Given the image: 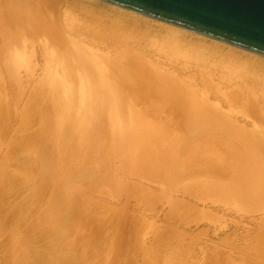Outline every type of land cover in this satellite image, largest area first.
<instances>
[{
  "label": "rangeland",
  "instance_id": "obj_1",
  "mask_svg": "<svg viewBox=\"0 0 264 264\" xmlns=\"http://www.w3.org/2000/svg\"><path fill=\"white\" fill-rule=\"evenodd\" d=\"M52 2L55 3V9H57L59 17L57 19H59L62 35L70 43L92 50V56L98 60H101L103 56L108 59L111 56L114 58L120 56L122 58L118 59L121 61L117 59L120 61L118 62L115 58V62L121 66L126 61V55L120 53L119 56H116L113 53L114 49L110 47V43L121 40L119 48H124L121 45L124 44L125 48L138 52L141 57L142 55L144 58L146 57V61L154 69L169 73L174 77L177 76L186 84L193 86L196 84L195 87H192L200 99L202 98L201 89L205 91V88L202 87L210 83L209 87H213V89L217 87L219 90L217 98L207 99L209 104L219 108L226 116L229 115L236 126L242 128L249 135L253 136L256 132L264 138V126L258 128L259 124L254 122L255 120L253 121L246 109L249 103L247 95L250 92H253L249 94L251 95L249 97L254 98V102H264V88L245 89L244 78L241 77V74H235L236 69L240 70V67L245 66L237 63L236 58L242 59L244 56L242 60L246 59L245 63L249 64L257 61L259 57L256 56V59L255 55L235 50V48L189 32L179 29L178 32L176 28L112 6L102 5L96 0H52ZM135 19H140L137 21H140L142 25H147L135 26L138 28L135 29L134 26L124 24L127 20ZM141 20L144 21L141 22ZM90 21L91 23H88ZM97 21L99 25L95 23ZM93 22L95 25H92ZM96 25L98 27H95ZM163 25L164 27H162ZM171 28L173 29L171 30ZM117 29H119L118 31L122 30L123 35L116 32ZM158 29H162L161 31L164 32L168 29V32H175V34L181 33L188 44L207 47L208 51H211L213 49L211 47L215 46L214 48L218 52L222 51L221 53L226 56V59L224 60L222 56L220 61H210L208 65L204 66L202 63L190 61L189 58L180 55L177 53V49L164 51L162 50L164 45L159 38L163 37L164 32H160ZM144 30L148 31L144 32L145 35ZM94 31L97 36L93 33ZM124 31L127 35L124 34ZM137 33H139L138 36ZM105 34L109 38L105 37ZM143 38L148 42L146 45L141 42ZM40 47L25 41L17 49L0 51V109L2 110H0V194L3 193L5 185L11 179V187L8 186L10 191L8 194L5 193L6 202H2L0 198V264H15L18 259L17 255L22 257L23 253H27L26 255L31 259L34 255L32 253L29 255V250L34 252V246L39 244V240L33 241V239H40L43 234L52 231L55 227L52 221L60 222V220L66 219L68 213L75 212L78 202L84 203V212L83 216L79 215V218L82 217L77 219L78 222L75 223L70 236L66 238L69 239L68 244L64 243V236L54 238V235L50 234L49 238L52 237L53 248L44 247L41 249V255L46 253L45 251L57 253L55 258L58 261L56 260L55 264H264V212L258 211L257 207L253 205L254 203L247 202L242 196H237L239 200L232 202L227 200L224 197L225 194L221 192L222 188L227 187L232 190L234 174L230 170L228 151L227 154H223L225 153L223 151L222 153L218 152V150L211 154L210 151L205 153L207 158L215 156L209 160L210 165L207 166L211 172H194L192 174L194 167L189 166L186 170L188 173L189 171L192 173L184 179L177 181L173 175L163 177L161 174L169 166V157L174 156L175 152L173 145L170 144V136H163L164 138H161L157 146L146 150L151 155H148L150 158L147 161L139 159L138 155L145 153L146 148H131L129 142L133 136L123 127L122 116L118 113L119 108L111 105L105 113H99L103 99L105 100L111 92L110 87L99 81L89 84L80 72L73 74L74 78L71 83L62 82L61 79H64V76L61 68L52 64V61L48 63V56H51L50 53L53 51L45 54L44 49ZM141 47L142 49H140ZM186 49L193 48L187 47ZM229 50L230 52H228ZM233 51L237 56L232 53ZM220 52L219 54H221ZM233 56L235 58H232ZM262 60L264 61V59ZM228 69L233 70L234 74H227ZM202 74L205 77H201ZM222 75L225 77L224 79ZM206 78H208V83ZM57 80L62 85L59 88L53 86ZM202 80L206 81L201 82ZM192 82L194 83L192 84ZM234 88L241 89L245 95L247 94V97L240 95L238 102L231 103L236 107L232 106L231 110V104L228 107L222 101L228 96V90ZM53 89L60 91L61 104L58 106L53 105L54 103L51 101L50 93ZM261 94L262 96H260ZM241 101L245 104L243 105ZM129 105L136 110L142 108L138 104ZM41 138L42 140H39ZM71 138L76 140L73 147L76 153L75 156L64 162L65 151ZM37 142L39 143L37 144ZM219 144L218 149L223 145V142ZM104 145L106 146L105 151L102 150ZM149 145L147 144L146 147ZM153 153L154 155H152ZM197 154L196 151L192 152L188 160L196 159ZM103 157L109 161L107 166L109 171L105 169L107 173L102 170L100 165ZM123 159L128 160L126 165L122 162ZM84 163H87L89 169L85 172L84 177L67 186L68 190L65 188L63 190V186L62 188L60 186L65 182L64 179L70 175L69 168H76ZM56 169L58 170L54 171ZM219 169L222 170V173L219 172L216 176L211 175L212 171H219ZM48 171L56 172L54 180L45 176ZM58 187L63 192L51 195V191ZM55 200L57 203L52 204V201ZM6 203H11L12 208L9 207L10 204L8 206ZM50 204H52V208L55 206L59 208L57 214L49 213ZM16 207L19 215L14 217L12 222V214ZM92 213L100 219V222H96L97 224L89 222L91 219L89 215L93 216ZM38 217L45 219L39 220ZM102 223L106 225L104 232L106 239L100 243L101 235L96 231L101 230ZM130 225L133 227L131 228ZM62 226L60 229H63ZM51 227L52 229H50ZM59 231L62 232V230ZM79 235L81 236L79 237ZM29 241L31 242L29 243ZM95 244L101 245L95 246ZM70 245L73 247L71 248ZM60 246L63 247V251ZM12 255L15 256L16 261L14 257L11 258ZM41 255L39 254L40 257ZM8 257L10 260L5 261ZM12 260L13 263H11Z\"/></svg>",
  "mask_w": 264,
  "mask_h": 264
},
{
  "label": "bare ground",
  "instance_id": "obj_2",
  "mask_svg": "<svg viewBox=\"0 0 264 264\" xmlns=\"http://www.w3.org/2000/svg\"><path fill=\"white\" fill-rule=\"evenodd\" d=\"M96 2L97 3L100 2L102 5L105 4V5L110 6V7L112 6L113 8L115 7L116 9H121V10H124L126 12L136 14V16L139 15V16H142L144 18H147V19H150V20H153L156 22H160L162 24L176 28L177 30L179 29L181 31H185V32L195 34L197 36H201L202 38H206L208 40H211V41H214V42H217L220 44H224V45L229 46L231 48H235V50L238 49L242 52H246L248 54L255 55L256 59H257V57L264 59V55L259 54L257 52H254V51L242 48V47L235 46L233 44L222 41L220 39H216V38H213V37L208 36V35L200 34V33L182 28L180 26H177V25H174V24L162 21V20H158V19L146 16L144 14H141V13H138L136 11L130 10L128 8H125V7L119 6L117 4L108 2L106 0H96ZM55 8H56L55 3H53L52 0H0V51H4L6 49H13V50L15 48L17 49L22 45V43L27 41L33 46H41L40 48L44 49L45 54H48L51 51H53L50 53L51 56L47 55L48 59H49L48 63H50V61H52V64H55L56 66H59L61 68L63 76H64V79H61L62 82H66V84H67V82L71 83V81L74 78L73 74L75 72H80L88 80L89 84L99 81L102 84H105L106 86L110 87L111 92H110L109 96L105 95L106 98H105V100L103 99V102L100 105V109H99L100 112L99 113H102V114L105 113V111L111 105H115L116 107L119 108L118 113H120V115L122 116V119H121L122 125L126 129V131H128L133 136V139H130V142H129L131 145V148L132 149L134 147L137 149L138 148L140 149L142 147L146 148L144 150L145 153H140V155H138L139 159H141L142 161H147L148 158H150L149 156H151V155H149L148 151H146V150L148 148L152 149L153 147L157 146L159 144V141H161V138L163 136H167V137L170 136V139H171L170 144L173 145V150L175 152H174V156L172 155V157H169L170 158V161H168V162H170L169 166L168 167L166 166L167 169L164 170L161 174L163 177H166V176L170 177L173 175V177L177 181L184 179L188 175H191V173H192V172L190 173V171L188 173V171L186 170L187 168H189V166L194 167V169H193L194 171L192 174H194V172L195 173L211 172V169H209L207 166L210 165L209 160H212L213 158H215V156L213 155L210 158H207L205 156V153L207 151H210V154H211L214 151L218 150V152L222 153V151H223V152H225L223 154H227V151H228L229 153L227 154V156L228 155L230 156V157H228V160L230 161V165H231L230 170L233 172L234 178L232 181V190H230L229 187L222 188V191H221L222 194H225L224 197L227 200L232 201V202L239 200V198L237 196H242L247 202L254 203L253 205L257 207L256 209H258V211L264 212V138L259 136L256 132H255V135H253L254 137L249 135L242 128L237 127L236 124L230 119L229 115L226 116V114L225 113L223 114L221 112V110H219V108H216L215 106L209 104L207 99H209L210 97L217 98L219 89L217 90V87H216V89H213V87H209L210 83H208V80H207L208 78H206L207 81L205 80L208 83V84L206 83L208 86L204 85L202 87V88H205V91H202V89H201L200 94H202V98L200 99L197 97V94L195 92L196 90L193 89V87H195L196 84L194 86L190 85V84H186L185 82H183L182 80L177 78V76L174 77L173 75H169V73H165L163 71H158L157 69H154L152 67V65L146 61V57L144 58L143 55L141 57L138 54V52H135L134 50L129 49L127 47L125 48L124 44H121V45H123L124 48H119V47H121L119 44L120 42H122L121 40H120V42L114 41L112 44L110 43V47L112 49H114L113 50L114 55L119 56L120 53L126 55V61L123 65L119 66L117 64V62H115L116 57L114 58L113 56H111L109 59L105 58L103 56V58L101 60H98L95 56H92V50L84 49L83 46H80L78 44H72V43H70V41L67 38H65L62 35V29H61V26L58 22L59 19H57V17H58V14L56 12L57 9H55ZM84 13H88V12H84ZM127 18H128V15H127ZM105 19H107V18H105ZM137 20H140V19H137ZM137 20L136 19L135 20H127L124 24L127 26L129 24V25H131V27L132 26L138 27V26L147 25V24L142 25V23H140V21H137ZM98 21L95 23L97 24ZM143 21L141 20V22H143ZM88 23H91V21ZM144 23H146V22H144ZM119 24H122V23H119ZM92 25H95L94 22ZM97 25H99V23ZM97 25L95 27H98ZM162 27H164V25ZM114 28H112V29H114ZM173 28H171V30ZM135 29H138V28L135 27ZM118 30L119 29H117L115 31L122 34L121 33L122 30L121 31H118ZM130 30H132V29H130ZM158 30L160 32H164L165 28H164V31H161L162 29H158ZM167 30H166V32H164V35H162L163 37H159L161 40V43L164 45L163 49H162L164 51H173V50L177 49L176 51H178L177 53H179L180 55L182 54L184 57L189 58L190 61L202 63V65H204V66L208 65L210 61L211 62H215L217 60L220 61V58L222 56H223L224 60L226 59L225 58L226 56H224L221 53L222 51L221 52L219 51L221 53V54H219L218 50H216V48H214L215 46L211 47V48H213L211 51H208V50H206L207 47H203V46H199V45L195 46V45L188 44L184 40V37L181 33L176 32L177 34H175V32L174 33L170 32V31L168 32ZM179 30H178V32H179ZM73 31H75V30H73ZM129 31H127V32H129ZM146 31L144 30L143 33ZM93 33L96 34L95 31ZM108 34H109V32H108ZM124 34H126V31H124ZM131 34H133V33H131ZM138 35H139V33H137V36ZM144 35H145V33H144ZM96 36H97V34H96ZM104 36L106 37L107 35L105 34ZM143 37L146 38V36H143ZM137 38L139 39V37H137ZM144 38H143V41H141V42L146 45L148 42H146V39L144 40ZM71 39H73V38H71ZM124 39H125V37H124ZM136 40L134 41L135 43H136ZM141 42H139V43H141ZM78 43H79V41H78ZM152 44H153V42H152ZM138 46H140V45H138ZM187 47H191L193 49H186ZM209 48L210 47H208V49ZM140 49H142V47ZM183 50H186V51L182 52ZM228 52H230V50ZM225 53H227V52H225ZM232 53H234V51ZM228 54H230V53H228ZM228 54H226V55L228 56ZM234 54H236V53H234ZM171 56H172V54H171ZM236 56H237V54H236ZM119 57H117L116 60ZM120 58H122V57H120ZM232 58H235V57L233 56ZM243 58H244V56L242 57V59ZM259 58L257 59V61H253V63H249V64L245 63L246 59L245 60H242L239 58L235 59L236 61H238L237 63L245 65L244 66L245 68L242 66L243 68L240 67V70L236 69V71H235V74H241V77L244 78L243 84H244L245 89L250 88V87L251 88H259V87L264 88V61L262 59H259ZM253 59H254V57H253ZM118 60H120V59H118ZM120 61H118V62H120ZM247 61L249 62L248 59H247ZM11 69H13V68H11ZM228 70L229 71H227V74H229V75L231 73L234 74L233 70H231V69H228ZM186 71H188V70H186ZM171 73H173V72H171ZM207 75H209V74H207ZM201 77H205V76H203V74H202ZM224 78L225 77L223 76V79ZM203 79H205V78H203ZM205 81L202 80L201 82H205ZM69 83H68V85H69ZM80 83H82V82H80ZM193 83L194 82H192V84ZM246 83L248 84L247 86L245 85ZM41 84H43V83H41ZM53 86H58V88H59V86H62V85H60V82H58V80H57V83L54 84ZM59 92L60 91H58V90L54 91V89H53L52 93H50L51 94L50 96L52 99L51 101H52V103H54L53 105L58 106L61 104L60 103L61 95L59 94ZM250 93H253V92H250ZM249 94L248 95L246 94L248 96V98H247L248 101L247 100L246 101L249 102L247 105V108H246L248 111L247 110L246 111H247V114L251 115V117L253 118V121L255 120L254 122H257L259 124L258 128H260V127L264 126V102H261V101H258L257 103L254 102L253 101L254 98H250L249 96H251V95H249ZM240 95H241V97L246 96L245 93H243L241 91V89H238V90H237V88L236 89L235 88L230 89V90H228V96L226 98L224 97L226 100L224 99V101H222V102L228 106L234 101L238 102ZM48 96H49V93H48ZM260 96H262V94ZM249 99H251L253 102ZM259 100H261V99H259ZM99 101H101V100H99ZM241 103H242V101H241ZM129 104H131V105L138 104L142 108H141V110H136L133 106H130ZM232 106L234 107L235 105L231 104V106H230L231 110L233 108ZM128 107H132V108L129 109ZM242 107H245V106H242ZM234 108H236V107H234ZM243 109H245V108H243ZM242 114L243 113L241 112V115ZM245 116H248V115H245ZM251 117H249L250 120H252ZM43 125H44V123H43ZM36 126H37V124H36ZM28 134H30V133H28ZM60 134L62 135V133H60ZM27 137H29V136H27ZM142 139H144V140H142ZM22 140H24V139H22ZM22 140H21V142H22ZM39 140H42V138ZM144 142H145V144H144ZM221 142H223V145L220 147V149H218L217 147L220 146L219 143H221ZM38 143L39 142H37V144ZM74 143H76V140L74 138H71V140L69 142V146L65 151V155H64V159H63L64 162L67 161L69 158L75 156L76 152L73 148ZM149 143H151V144L149 145ZM147 144L149 145L148 147H146ZM105 149H106V146L105 145L102 146V150L105 151ZM157 150H155V151H157ZM194 151L198 152L196 159L190 160L191 159L190 158L188 160L191 153ZM184 154H185V156H184ZM152 155H154V153ZM182 156H184V158H182ZM186 159H187V161H186ZM24 161H22V162H24ZM127 161L128 160L125 161L123 159L122 162L125 163V165H126ZM108 162L109 161H107L104 157L102 158V160L100 162L102 170L107 169L109 171V169L107 168V166L109 165ZM86 164L84 163L83 165L76 167V168L75 167L69 168L68 173L70 175H68L67 179H64L65 182L63 183V185H61V183H60V185H61L60 187L62 188V186H63V190H64V188L66 190H68L69 187H67V186H69L71 183H73L77 179L84 177L85 172L87 170H89L87 168L88 166ZM119 164H120V162H119ZM63 165L64 164L62 162V166ZM26 166H27V163H26ZM204 166H206V167H204ZM153 167L154 166L152 165V168ZM214 167H215V165H214ZM15 168H16V166H15ZM57 170L58 169H56L54 171H57ZM107 170H105L104 172L107 173ZM147 171H149V170H147ZM137 172H139V171H137ZM219 172L222 173V170L219 169V171H212L211 175L216 176V175H218ZM58 173H60V172H58ZM8 175H9V173H8ZM45 176L47 178H50L51 180H54L56 177V172H49L48 171V172H46ZM1 177H2V175H1ZM9 177H10V175H9ZM89 183H91V182H89ZM10 184H11V179L8 180V184L5 185L6 187L4 188L3 193L0 194V198L2 199L1 201L4 203L6 202L5 201L6 200L5 199V197H6L5 193L8 194V192L10 191L9 190V187H11ZM61 188H59V187L54 188V190H52L51 191L52 193H50V194L51 195H53L54 193L55 194H59V193L61 194V192H63ZM12 189H13V187H12ZM195 195H196V193H195ZM59 197H60V195H59ZM56 200L52 201V204L53 203L56 204L57 201H59V199L57 201ZM76 200H77V197H76ZM26 202H28V201H26ZM8 204H10V206ZM8 204L7 205L10 208H12L11 203H8ZM52 204H50L51 206H50L49 213L53 212V213L57 214L59 208H56V206H55V208L54 207L52 208ZM76 204H77V207L75 208V212L72 211L70 214L68 213V215H67L68 217L66 219L60 220V222L52 221V223L55 224V225L53 224V226H55V227L53 228L52 231L46 232L41 237L39 236L41 240L39 238L33 239V241L36 239H37L36 241L39 240V242H38L39 244H38V246L34 244L35 245L34 250H33L34 252H31V250H29L28 254L31 255V253H32V255H34L31 259L28 255H26L27 253H23L24 255H22V257H21V255L18 257V255H17L18 259H17V262H15V264L16 263L55 264V262L57 260L55 258V257H57V253L53 254L54 251L53 252L50 251L49 253L47 251H45L46 253H43L41 255V251H42L41 249H43L44 247H47V249L53 248L54 244H53V240H51L52 237L49 238L51 235H54V238L55 237L57 238L58 236L59 237L64 236V238H65L64 243L66 245L68 244L69 239H66V238H68L70 236L72 229H74L75 223L78 222L77 219H80L83 216V212H84V206H85L84 203L78 202ZM30 208H32V207H30ZM13 209L15 210V208H13ZM10 211H9V213H10ZM28 211H30V210H28ZM12 215H13L12 216V219H13L12 222H13L14 217L19 215L17 207H16L15 212ZM79 215H82V216H80V218H79ZM92 215L93 216L89 215V218L94 219V220L91 221V219H89L90 223L95 222V224H97L98 222H100V219L97 218L96 216H94L95 214L92 213ZM84 216H85V214H84ZM59 217H60V215H59ZM38 218H39V220L45 219L43 217H38ZM178 221H180V220H178ZM95 224H93V225H95ZM61 225H63L62 226L63 229H60ZM105 226L106 225L105 224L103 225V223H102L101 230L103 229V231H101V230L96 231L97 233L99 232V235H101L100 240H99L100 243H101V241L103 242V240L106 239V235H105L106 233H104L105 232ZM130 227H131V225H130ZM132 227H133V225H132ZM50 229H52V227ZM95 229H97V228H95ZM59 230H62V232ZM132 231H133V229H132ZM60 232H61V235H60ZM80 236L81 235H79V237ZM36 237H37V235H36ZM72 240L74 241V239H72ZM167 241H165V242H167ZM171 241H172V239H171ZM30 242L31 241H29V243ZM188 244H189V242H188ZM21 245H22V243H21ZM40 245H41V247H40ZM100 245L95 244V246H100ZM70 247H71V245H70ZM55 248H56V246H55ZM60 248H62V251H63V247L60 246ZM260 250L262 251V249H260ZM64 252H68V251H64ZM60 253H61V251H60ZM21 254H22V252H21ZM39 254L41 255V257L39 256ZM64 254H66V253H64ZM73 254H75V253H73ZM13 257L15 259V256L12 255L11 258L13 259ZM35 257H38V258H35ZM67 257L68 256H66V258ZM9 258L10 257L5 259V261L8 260ZM36 259L37 260L41 259V260L37 261ZM64 259H65V257H64ZM239 259H240V257H239ZM15 261H16V259H15ZM61 261H59V262H61ZM11 263H13V260Z\"/></svg>",
  "mask_w": 264,
  "mask_h": 264
},
{
  "label": "water",
  "instance_id": "obj_3",
  "mask_svg": "<svg viewBox=\"0 0 264 264\" xmlns=\"http://www.w3.org/2000/svg\"><path fill=\"white\" fill-rule=\"evenodd\" d=\"M264 55V0H106Z\"/></svg>",
  "mask_w": 264,
  "mask_h": 264
}]
</instances>
